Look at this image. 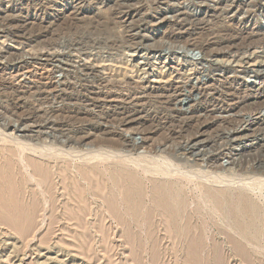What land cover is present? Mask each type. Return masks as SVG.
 Listing matches in <instances>:
<instances>
[{
  "label": "rangeland",
  "instance_id": "rangeland-1",
  "mask_svg": "<svg viewBox=\"0 0 264 264\" xmlns=\"http://www.w3.org/2000/svg\"><path fill=\"white\" fill-rule=\"evenodd\" d=\"M46 49L59 53V56L53 59L52 56L42 57L41 50L47 51ZM81 63L95 66V72L79 68L76 70L74 67ZM58 75L60 79L56 84L54 77L57 78ZM255 77H264V0H0V99L3 102L7 98V101L12 102L19 99L21 103H18L20 107L16 109L18 114L4 113V117L9 115L7 119L3 118L1 111L0 125L16 119L15 125L19 123L20 128L28 126L26 134L36 137L29 143L31 146L34 143L32 147L35 148L39 145L38 151L51 147L53 150L41 151L44 154L48 152L47 155L57 154L58 148H61L59 155L64 150L69 151L72 144L71 147L76 145L72 142H78L75 138L79 139L94 131L97 134L103 130L118 133V130H122L120 126L123 122V133L135 136V128L146 130L148 144L153 139L149 145L155 146L151 154L130 152L132 158L127 153V159L137 160L141 154L143 157L137 160L140 165L175 169V164L178 166L182 163L175 159L167 161L156 147L162 149L163 145L166 148L171 146L176 151L175 156L179 157L183 155L181 149L186 144L191 147L198 145L200 151L206 152L207 156L214 155L213 152H221L224 157L223 160L220 159V163L224 168L215 169L208 164L204 166L207 168L200 169L190 163L191 165H187L189 168H183L186 172L191 171L187 172L190 179H203L208 185L213 184L211 181L226 185L223 179L234 182L236 177L239 178L238 181L251 182L253 178H248V167L252 163L257 167L264 164V110L253 99L256 93L264 94V85L258 87L257 84L261 81ZM195 80L204 81L205 84L195 87L196 90H190V83ZM210 104L221 110L212 113L213 106ZM41 107L49 110L44 116L41 112L44 109H40ZM25 117L30 118L28 120L37 119L26 122ZM32 124H42V127L37 128V131L31 128ZM2 129L3 127L0 128L1 135L6 130ZM13 129L9 126L3 136L7 134L5 137H14V133L11 134ZM178 131L181 132L179 138L170 137L169 133ZM135 138L140 137L137 135ZM167 139L170 140L164 144ZM76 146L71 150L83 152L81 150L85 149V146ZM53 147H58L57 151ZM148 154L153 156V160ZM149 156L151 161L148 160ZM205 174L209 176L206 177ZM215 174H218V180ZM226 174L230 177L223 178ZM34 188L28 183L21 184L18 188L13 185L6 193L8 198L18 199L27 208L29 193ZM58 189L57 196L53 195L55 201L52 207V218L56 222H47L42 227L36 225L24 237H19L11 229L0 225V264H186L182 245L167 240L157 245L128 242L120 225L108 218H105L104 223L100 222L103 214L96 206L93 207L94 211L90 209L85 212L86 215L92 214L93 218L87 216L91 219L90 224L74 226L69 222L65 223L62 219L65 215L62 207L63 191ZM46 197L49 206L50 196L47 194ZM57 200L61 201L60 205ZM44 204L45 201L41 203L39 215L44 212ZM39 226L41 229H38ZM213 229L214 227H208L210 234H214ZM153 249L157 250L155 257L152 255ZM224 250L227 256L225 264H240L229 256L228 247L224 246Z\"/></svg>",
  "mask_w": 264,
  "mask_h": 264
},
{
  "label": "bare ground",
  "instance_id": "bare-ground-1",
  "mask_svg": "<svg viewBox=\"0 0 264 264\" xmlns=\"http://www.w3.org/2000/svg\"><path fill=\"white\" fill-rule=\"evenodd\" d=\"M10 2H11V0H10ZM250 8H251V6H250ZM232 46H233V44H232ZM234 46H236V45H234ZM41 51H42L41 52L42 57L44 56V57L48 58L49 56H52V59H53L55 56H57V57L59 56V53H56L55 51L54 52H52L51 50H47V51L41 50ZM205 51H206V49H205ZM208 51L210 52V50H208ZM8 56H10V55H8ZM62 57H63V55H62ZM74 68L75 69L79 68V69H83L86 71L95 72V69H94L95 66H92V65L88 66L85 63L77 64L76 67H74ZM20 70H21V68H20ZM62 70H63V68H62ZM17 71H19V70H17ZM3 72H4V70H3ZM71 73H73V72H71ZM21 74H23V73H21ZM58 74H60V73H58ZM16 75H17V73H16ZM17 76L19 77V75H17ZM17 76H15V77H17ZM22 76H24V75H22ZM54 78L56 79L55 83L58 84V82H59L58 80L60 79V75H58L57 78L56 77H54ZM255 78H256V80L261 81L260 83L258 82V84H257L258 87H261L262 85H264V77H263V79H258V77H255ZM13 79H14V77H13ZM102 80L104 81V83L106 82L104 80V77ZM2 82H3V80H2ZM16 83H18V82H16ZM62 83L64 84V82H62ZM253 83H254V81H253ZM9 84H11V83H9ZM70 84H72V83H70ZM204 84H205L204 81L195 80V81L190 83V90H194L195 87L203 86ZM78 85H80V84L78 83ZM255 85H256V83H255ZM84 86H87V85H84ZM11 87H13V86H11ZM15 87H16V85H15ZM45 88H46V86H45ZM80 88H77V89H80ZM53 90H55V89H53ZM11 91H9V92H11ZM34 91H36V90H34ZM50 91H52V89H50ZM44 92L48 93V91H44ZM24 93H26V92H24ZM58 93H60V92H58ZM38 94H40V93H38ZM33 95H35V97H36V94H33ZM13 98H14V96H13ZM17 98H19V96ZM64 98L65 97H63L62 100H64ZM243 98H246V96ZM7 99L4 102H3V100L0 99V114L2 113L1 111H3V118H6V119L9 115L7 117H4V113L8 114L10 112H16L18 110V108L20 107L19 105L21 104L18 101L19 99H17L15 102L7 101ZM30 99H33V98L31 97ZM54 99H55V97H54ZM69 99H71V98H69ZM189 99H191V98H189ZM253 99H255V102L258 104V107H261L264 110V94H263V92L256 93L254 95ZM57 102H59V101H57ZM18 103H20V104H18ZM23 103L26 104L25 102H23ZM42 103H43V101H42ZM45 104H47V103H45ZM63 104H64V101H63ZM130 104H132V103H130ZM49 105H51V104H49ZM178 105H179V103H178ZM210 105H212V104H210ZM213 105H214V103H213ZM235 105H233V106H235V107L238 106L237 103ZM70 106H72V105L70 104ZM33 107H34V105H33ZM65 107H67V105ZM192 107H194V106H192ZM45 108L44 107L40 108V109H44L43 111L41 110L43 116H44V114L46 115V113L49 112V110H45ZM40 109H38V111H40ZM126 109H128V108H126ZM217 110H221V108L217 107V106H213L212 113L216 112ZM36 111L37 110H35V112ZM128 111H130V110H128ZM204 111H206V109ZM224 111L225 110H223V112ZM51 112H52V110H51ZM79 112H80V110H79ZM138 112H140V111H138ZM76 113H77V111H76ZM220 113L217 115L219 116ZM262 113H264V111ZM17 114H16V116H17ZM36 114H37V112H36ZM59 114H60V112H59ZM196 115H198V114H196ZM36 116H39V115H36ZM51 117H52V115H51ZM127 117H128V115H127ZM22 118H23V116H22ZM186 118H188V117H186ZM226 118H228V117H226ZM9 119L11 120L10 117H9ZM26 119H27L26 122H29V121L34 122V120H36L37 117L34 120H28L30 118H26ZM230 119H231V117H230ZM45 120H46V118H45ZM224 120L225 119H223V121ZM0 121H1V119H0ZM14 121L11 120V122L7 123L6 125L1 124L3 127L2 130L6 129L4 132L7 131V128L9 126L13 127L14 129L12 130L13 132H11V134L14 133V137L13 136L8 137L10 135L5 137L7 134L5 136H3V134H5L4 132L2 135L0 134V225H3L5 227L11 229L12 231H14V234H16L17 236L24 237L36 225H40L42 227L45 223L47 224V222L52 223V222L57 221V220H55V218H52V211H53L52 207H53V201H55L53 195L54 194L56 195V190L59 188L60 190L63 191L62 197H64V198H62V199H64V200H63L62 207H63V210L65 212V215L62 219L65 223L69 222L74 226H85V225L90 224L91 219L87 218V216L92 217V214L86 215L85 212L87 210H90V209H91V211H94L93 207L96 206V207L100 208V211L103 214V217H102L103 220L101 219L100 222L101 221L105 222V218H108V220L110 219L112 222H115L118 225H120L124 230L125 240L128 242H130V241L135 242V243L137 242L138 244H141V245L143 243L149 242V243H151V245H157L159 242H161L163 240H167L171 243L182 245L183 246V252H184L183 253L184 259L186 260V264H225L224 260L226 259L227 256H225L224 246L228 247L229 256L231 258H234L237 261H239L240 264H264V164L263 163H262L263 165L261 164V166H259V167H257L258 165H255L254 163H252V164L250 163L251 166L248 167L247 172L250 174V176H248V178L249 179L253 178V181H251V182L250 181L246 182V183L241 182V181H238L239 178L236 177V180L234 179L235 180L234 182L229 181L230 183L227 182V180L223 179V181L226 183V185H224L222 182L221 183H215L213 181H211L213 183L212 185H208V184H206L207 182L204 183L206 180L203 181V179H202L200 181H197V180H194L192 178L194 180L193 181L192 179H190L189 178L190 176H188V173H187L190 170L189 171L187 170V172H186V170L184 171L183 168L188 167L187 165H189L191 163L192 165H197L200 169L202 167L208 165V164H210L209 166H211L215 169H223L224 166L222 165V163H220V159H222V157H224V156H223V154H221V152H218L217 154H215V152H213L214 155L207 156L205 154L206 152L203 153L202 150L200 151V149H199L200 147L198 145L191 147V146H188L189 144L188 145L186 144L185 147H182V149L180 148L184 152L183 155L176 157L174 154V152H176V151H173V149H171V146H170V148L169 147L166 148L163 145L162 149L156 147V149H158L157 151L160 153V155L161 156L164 155L167 158V161L171 160V159H175V161H178L182 164L181 165L179 164L178 166H176V164H175L174 165L176 167L175 169H173V168L161 169V168H157L155 166H154L155 168H151L152 167L151 165H150L151 167L146 166V165L143 166L144 164L143 163H141L143 165H140V163L138 164L137 160L139 157H141V158L143 157L142 155H144V154H142L141 152H144V153L149 152L151 154V152L153 150H155V146L149 145V144H151L150 142L153 139L148 144L149 138L146 137V134H145L146 130H140L139 128H135V126H134V128H135L134 129V131H135L134 135L135 136H133L131 134H127V132L123 133L125 131H123V122H121L122 124L120 127L122 128V130H120V131L118 130V133H113L114 130H113V132H105V130L101 129V130H103L102 133L100 132L99 134H97L94 131L92 134H88V135H85L83 137H81L82 136V134H81V136H80L81 138H79V139L75 138L78 140V142L74 141L72 143H74L78 146H85V149L81 150L83 152H80V151L78 152L77 150H71L73 147L76 146V145H74L73 147H71L73 145L71 143L72 145L69 147L70 148L69 151L64 152L65 150L64 151L62 150L63 153H60V155H59L61 148L53 147L56 149V151H57V148L59 149L58 153H57L58 155L56 153L47 155L48 152L46 154L41 152L45 149V147L43 149V147L41 146L43 150L38 151L37 148L39 147V145L35 148V147H32L34 143H32V146H31V143H29L31 140H33V137H35V136L32 137V136H29V134H26V131L28 129L26 131H25V129L28 126L23 125V127L20 128L18 126L19 123L17 125H15L16 121L15 122ZM18 121L21 122L20 120H18ZM95 121H96V118H95ZM108 121H110V119ZM127 121H128V119H127ZM35 122H38V121H35ZM63 122H66V121H63ZM226 122L227 121H225V123ZM44 123H46V121ZM100 123H102V121ZM125 123H127V122H125ZM87 124H89V123H87ZM110 124H111V122H110ZM32 125L33 126H31V128H34L36 130H37V128L42 127L40 124L39 125L32 124ZM51 125H53V123ZM112 125H114V124L112 123ZM2 127H0V128H2ZM60 127L62 128L61 125H60ZM137 127H138V125H137ZM159 127L160 126H158V128ZM59 128H58V130H59ZM163 128H164V125H163ZM20 129H22V130H20ZM110 129H112V128L110 127ZM240 129H241V127H240ZM64 130H66V129H64ZM92 130H93V128H92ZM127 130L129 131V129H127ZM132 131L133 130H131V133H132ZM180 131L169 133L171 135L170 137L173 136L175 138V136H177L179 138V136L181 135ZM47 132H49V131H47ZM52 132H54V131H52ZM1 133H2V131H1ZM151 133H152V131H151ZM73 134H75V133H73ZM48 135H49V133H48ZM53 135H55V134H53ZM137 135H139V137H140L139 139L135 138ZM65 136H67V135H65ZM55 137L57 138V136H55ZM43 138H44V136H43ZM34 139H36V137ZM59 140H61V139H59ZM169 140L170 139H167L164 142V144H166ZM64 143L66 144V142H64ZM152 143H154V141ZM155 143H156V141H155ZM44 145H46V144H44ZM152 145H154V144H152ZM202 145H201V147H203ZM223 145H224V142H223ZM53 146H54V144H53ZM95 146H98V148H95ZM41 147H40V149H41ZM48 147H50V146H48ZM50 148H48V149L53 150ZM46 149L44 150V152L49 151L48 149L47 150ZM137 151L142 154V155L140 154L141 156L139 155L138 158L136 157L137 160L136 159L135 160L137 162L135 160H133L134 158L133 159H127V157H128L127 155H129L130 152H136L137 153ZM231 151L232 150H230V152ZM54 152H55V150H54ZM209 152H210V150H209ZM49 153H51V152H49ZM127 153H129V154H127ZM259 153H260V151H259ZM150 154H148V155H150ZM136 155H138V154H136ZM136 155H134V157ZM125 156H126V158H125ZM150 156H149V159L147 158L149 161H151V159L153 157V156H151V159H150ZM131 158H132V155H131ZM84 160H86V161H84ZM142 161H144V160H142ZM234 161L235 160L233 159V162ZM154 162H156V161H154ZM150 163H153V162H150ZM165 163H163V164L165 165ZM218 163H220V164H218ZM157 166H159V165H157ZM160 167H161V165H160ZM205 168H207V167H204V169ZM228 168H230V167H228ZM193 169H191V170H193ZM217 171H219V170H217ZM235 171H234V173H235ZM200 174H203V172ZM209 174H210V172H209ZM209 174L208 175L205 174L206 177H208ZM210 175L213 176L212 173ZM219 175H221V174H219ZM215 176L217 177L218 174L217 175L215 174ZM232 176L234 177V175H232ZM222 177L228 178V177H230V175L227 176V174H226V176H222ZM222 177H220V178H222ZM210 178H211V176H210ZM254 179H255V181H254ZM217 180H218V177H217ZM230 180H233V178H230ZM247 181H248V179H247ZM26 183L31 184L35 187L31 191V193H29L30 194L29 195L30 202L27 203L28 204L27 208H25L22 205V203L19 202L18 199L17 200H11L10 198H8V196H7L8 193H6L7 190L9 189V187L11 188L14 185V187L18 188V187H20L21 184H26ZM47 194L50 196V198L48 199L51 202L49 206H48L47 201H46ZM58 198H59V196H58ZM44 201H45L44 208H42L44 212L42 213V215H39V210L42 207L41 203L42 202L44 203ZM57 202H59V205H60L61 201L57 200ZM45 207H47V208L45 209ZM210 223H214V225H208ZM40 226L38 229H41ZM209 226H211V228L214 227V229L212 230L214 232V234L209 233V231H208ZM133 229L138 230V232H136ZM129 244H131V243H129ZM161 250H162V248H161ZM173 250L176 252L175 249H173ZM152 255H153V257H155L157 255V250L153 249Z\"/></svg>",
  "mask_w": 264,
  "mask_h": 264
}]
</instances>
